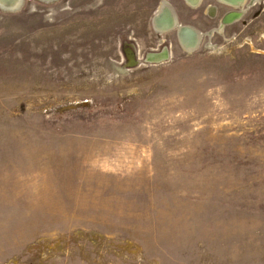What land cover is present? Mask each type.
I'll return each instance as SVG.
<instances>
[{"label": "rangeland", "instance_id": "rangeland-1", "mask_svg": "<svg viewBox=\"0 0 264 264\" xmlns=\"http://www.w3.org/2000/svg\"><path fill=\"white\" fill-rule=\"evenodd\" d=\"M21 5L0 9V264H264V0Z\"/></svg>", "mask_w": 264, "mask_h": 264}, {"label": "bare ground", "instance_id": "bare-ground-1", "mask_svg": "<svg viewBox=\"0 0 264 264\" xmlns=\"http://www.w3.org/2000/svg\"><path fill=\"white\" fill-rule=\"evenodd\" d=\"M23 1V0H22ZM43 3H53L57 2L58 0H39ZM227 4L232 6H236L242 4L245 0H224ZM21 0H0V9L5 12H18L21 9ZM197 0L190 1V4H196ZM166 5H162L156 15L153 17V23L155 28H158L160 31H167L172 30L174 27V17L165 7ZM237 8V7H236ZM237 16L234 14H230L226 16L223 23L231 22L232 20L236 19ZM178 28V27H177ZM177 32H179V40L180 46L185 52H192L197 48L199 34L193 30L191 27L188 26H181ZM176 32V34H177ZM177 36V35H176ZM166 58V53H158L152 60L155 62H160Z\"/></svg>", "mask_w": 264, "mask_h": 264}, {"label": "crops", "instance_id": "crops-1", "mask_svg": "<svg viewBox=\"0 0 264 264\" xmlns=\"http://www.w3.org/2000/svg\"><path fill=\"white\" fill-rule=\"evenodd\" d=\"M190 1H192V0H186V2L189 4V5H192V6H194L195 7V5L197 4H190ZM198 1V0H197ZM221 2H223L225 5H228V6H230V7H232L230 4H227L224 0H220ZM161 4H165L166 6V8H168V10L170 11V13L173 15V17H175L176 18V23H177V25H178V20H177V16H176V14L173 12V10H172V8L166 3V2H164V1H161L160 3H159V5H158V7H157V10H156V12H155V14H154V16L156 15V13L158 12V10H159V6L161 5ZM214 11V9L213 8H211L210 9V11L209 12H213ZM153 16V17H154ZM180 24V23H179Z\"/></svg>", "mask_w": 264, "mask_h": 264}, {"label": "flooded vegetation", "instance_id": "flooded-vegetation-1", "mask_svg": "<svg viewBox=\"0 0 264 264\" xmlns=\"http://www.w3.org/2000/svg\"><path fill=\"white\" fill-rule=\"evenodd\" d=\"M184 1L186 2V0H184ZM199 2L201 3V0H198V1H197V4L195 5V7H198ZM186 3H187V2H186ZM187 4H188V3H187ZM162 5H163V4H162ZM188 5H189V4H188ZM160 7H161V6H160ZM152 19H153V18H152ZM174 19H176V18H174ZM171 31H173V29L170 30V31H167V32H171ZM175 31H176V30H175ZM167 32H166V33H167ZM176 32H177V31H176ZM176 35H177V38H178L179 32H177Z\"/></svg>", "mask_w": 264, "mask_h": 264}, {"label": "water", "instance_id": "water-1", "mask_svg": "<svg viewBox=\"0 0 264 264\" xmlns=\"http://www.w3.org/2000/svg\"><path fill=\"white\" fill-rule=\"evenodd\" d=\"M21 2H22V0H21Z\"/></svg>", "mask_w": 264, "mask_h": 264}]
</instances>
